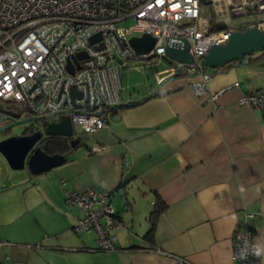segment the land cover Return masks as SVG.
<instances>
[{
    "label": "crops",
    "instance_id": "1",
    "mask_svg": "<svg viewBox=\"0 0 264 264\" xmlns=\"http://www.w3.org/2000/svg\"><path fill=\"white\" fill-rule=\"evenodd\" d=\"M231 68L212 86L208 82L214 99L196 96L188 76L144 93L129 92L123 106L106 115L107 126L88 134L98 150L86 145V153L55 168L65 181L64 192L106 190L111 203L116 188L128 181L125 189L143 201L144 224L135 223V199L134 206L128 202L125 218L115 212L122 225L110 232L116 237L114 250H93L96 239L83 232L24 252L2 244L0 264H240L233 245L244 215L252 216L253 243L264 242V112L238 102L262 90L241 82L245 71ZM157 90L158 95L130 106ZM156 194L166 204L155 226L158 250H125L142 243ZM259 261L264 264V258Z\"/></svg>",
    "mask_w": 264,
    "mask_h": 264
},
{
    "label": "built area",
    "instance_id": "2",
    "mask_svg": "<svg viewBox=\"0 0 264 264\" xmlns=\"http://www.w3.org/2000/svg\"><path fill=\"white\" fill-rule=\"evenodd\" d=\"M206 5L220 16L264 13V0H0V102L48 121L67 116L72 138H79L80 133L107 126L103 108L123 102L125 70L161 60L166 66L155 72L157 84L182 74L193 79L196 96L214 99L216 95H208L211 77L204 73L202 58L239 28L211 31ZM129 19L133 25L125 26ZM244 27L264 32V21ZM143 34L152 37L154 45L148 54L136 55L130 39ZM184 42L192 63L165 58L168 43L181 47ZM238 102L264 112V91L246 93ZM90 149L98 147L92 144ZM109 195L106 190H65L66 201L81 213L74 232L95 231L96 246L103 251L115 249L116 237L110 232L122 225L113 216ZM250 217L244 215L235 233L233 256L240 264H260L252 255L238 258L246 244L253 243Z\"/></svg>",
    "mask_w": 264,
    "mask_h": 264
},
{
    "label": "rangeland",
    "instance_id": "3",
    "mask_svg": "<svg viewBox=\"0 0 264 264\" xmlns=\"http://www.w3.org/2000/svg\"><path fill=\"white\" fill-rule=\"evenodd\" d=\"M206 16H211L210 24L216 26L219 30L226 28H239L264 21V13L251 12L242 16H232L230 14L220 16L217 13H211L209 6H203ZM134 20L129 19L123 24L125 26L133 25ZM209 24V25H210ZM137 36L138 34H134ZM256 55V54H255ZM253 55V56H255ZM246 58V57H245ZM247 59H245L246 61ZM134 64V62H131ZM264 60H252L247 64H240L231 68L233 71L239 68L245 71L241 82L250 84L253 87L260 86L264 91ZM166 66L165 61H155L153 65H140L139 70L127 69L123 76V99L130 92L132 95L144 93L150 89H156L157 83L155 72L161 71ZM205 73L211 76L209 87L213 80L221 76L217 69L205 68ZM7 108V104L0 102V109ZM8 109V108H7ZM57 120V117L54 118ZM6 121L0 117V128ZM24 126L19 125L13 128V134H20ZM3 135H0V139ZM79 146L74 148L69 158H75L80 152L86 153V145L91 144L88 141V134H79ZM57 169L39 175H30L26 168L21 170L11 169L4 158L0 155V258L4 253L2 244L9 245L8 248H15L17 252H24L27 248L38 246L40 244L65 243L69 241V235L82 236L83 232H74L71 225H76L77 217L80 213L79 207L70 205L65 196V192L57 175ZM60 188V190H59ZM128 190L127 201L134 206L137 202L134 198L135 191ZM135 199V203H134ZM111 206L116 213L125 218L130 214L127 205H124L119 193H114ZM137 219L135 223L138 226L143 223L141 219L143 201L138 200ZM9 218L4 216H9ZM4 219V220H2ZM98 237V233L92 231L88 238L93 241Z\"/></svg>",
    "mask_w": 264,
    "mask_h": 264
},
{
    "label": "water",
    "instance_id": "4",
    "mask_svg": "<svg viewBox=\"0 0 264 264\" xmlns=\"http://www.w3.org/2000/svg\"><path fill=\"white\" fill-rule=\"evenodd\" d=\"M97 38L98 35L93 36L91 40L95 41ZM130 45L136 55H145L152 50L154 40L148 34H143L140 37H132ZM262 50H264V32L256 27L244 30L237 29L231 32L228 41L224 45H214L209 49L208 53L202 58V65L205 68L212 69H223L233 62L248 65L249 57L254 52ZM164 55L165 58L178 63L190 64L193 62L188 53L186 42L181 47L168 43L165 47ZM77 56L81 58L84 57V54L78 53ZM245 57H248L246 61L244 60ZM67 68L72 73V65L70 63ZM224 72L226 71H218V73ZM73 94L76 95L74 92ZM158 94L159 90L147 96L143 101ZM31 120L32 118L14 120L10 124L1 127L0 134ZM43 134L49 137H61L69 140L68 145L72 150L80 143L79 138H72V127L69 117L61 116L58 121L45 122L42 132L34 131L27 135L10 136L0 140V155L11 169L21 170L26 168L30 175H39L62 166L67 162V155L50 154L47 146L42 148L37 145V141ZM128 184V181H124V187L118 191L124 205H127L128 190L125 188Z\"/></svg>",
    "mask_w": 264,
    "mask_h": 264
},
{
    "label": "trees",
    "instance_id": "5",
    "mask_svg": "<svg viewBox=\"0 0 264 264\" xmlns=\"http://www.w3.org/2000/svg\"><path fill=\"white\" fill-rule=\"evenodd\" d=\"M210 29H211V31H216V29H218V28L215 25L213 26L212 23H211ZM239 29L240 30H244V29H246V27H239ZM253 55H255V56H253ZM247 58L248 57L244 58V60L247 59ZM253 59L254 60H264V50H262L260 52H254L249 57V61H252ZM240 64H242V63L233 62V63L227 65L223 69H220V68L217 69V71H221V70H225L226 71L227 69H229L231 67H234L236 65H240ZM262 66H264V63H262ZM203 68L205 69L204 66H203ZM177 76H184V75L179 74ZM175 77H173V78H175ZM158 85H160V84H158ZM143 100L137 101V102H133L132 104H130V106H135L137 104H140L141 102H143ZM122 101H123V92H122ZM123 102L120 105L115 106V107H104L103 108V113L105 115H107L109 113H114L115 111H117L118 108H120L121 106H123ZM3 103H5V102H3ZM6 104H7V108H10V107L14 106L17 109H21L22 112H25L20 106H17L15 104L11 103V102H8ZM7 108H5V110L4 109H0V113L1 112L7 113L9 111V110H7ZM9 114H11V113H9ZM18 114H20V113H18ZM77 146H79V145H77ZM70 149L71 148L69 147L68 144H64V145H59V146L58 145L57 146H53L52 149H47V150H48V153H50V154H57V153L58 154H64V152L69 151ZM68 160H69V158L67 159V161ZM123 187H124V182H121V184L116 188L115 191H119ZM109 194H110L109 195V197H110L109 199L111 200V193L109 192ZM126 203L128 205V201ZM165 209H166V204L156 194L155 195V200H154V203H153V206H152V210L150 211V213H149V215H148V217L146 219V221H147V230H146V232L141 237L142 243L140 245H132V246H129L125 250H127V251H140V250L156 251V250H158V247L155 244V239H154L155 226H156V222H157L159 216L165 211ZM113 216L116 217L118 220H120L118 214L115 213ZM250 227L252 228L251 225H250ZM252 235H253V229H252ZM93 250H95V251H102L97 246L94 247Z\"/></svg>",
    "mask_w": 264,
    "mask_h": 264
},
{
    "label": "flooded vegetation",
    "instance_id": "6",
    "mask_svg": "<svg viewBox=\"0 0 264 264\" xmlns=\"http://www.w3.org/2000/svg\"><path fill=\"white\" fill-rule=\"evenodd\" d=\"M205 70V69H204ZM7 110H9L5 117L2 118L3 121H6L5 125L10 124L12 121L14 120H21V119H26V118H32L31 121L22 124L23 129L20 132V134H13L12 130L13 128L7 130L6 132L0 134L3 135V138H1L0 140H3L7 137L10 136H16V135H27L30 134L31 132L34 131H43L44 129V124L45 122H47V119L44 118H38L32 115H29L26 112H22L21 109H17L14 106L8 108ZM11 113V114H9ZM20 113V114H18ZM69 140L61 138V137H49V136H45L44 134L42 135V137L37 141V145L40 147H45L47 146V149H52L53 146H59V145H64V144H68ZM72 149H70L69 151L64 152L65 155H67V158H69V155L71 154Z\"/></svg>",
    "mask_w": 264,
    "mask_h": 264
},
{
    "label": "clouds",
    "instance_id": "7",
    "mask_svg": "<svg viewBox=\"0 0 264 264\" xmlns=\"http://www.w3.org/2000/svg\"><path fill=\"white\" fill-rule=\"evenodd\" d=\"M239 191L241 193L245 191L243 186L239 188ZM249 255H252L258 259L264 258V242H260L258 240L257 242L246 244V247L238 253V258L240 260H247Z\"/></svg>",
    "mask_w": 264,
    "mask_h": 264
}]
</instances>
